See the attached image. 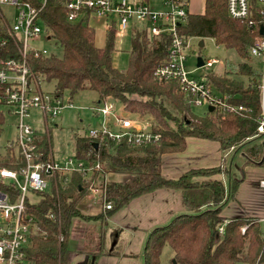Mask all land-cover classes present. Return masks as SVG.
<instances>
[{"label": "trees", "instance_id": "1", "mask_svg": "<svg viewBox=\"0 0 264 264\" xmlns=\"http://www.w3.org/2000/svg\"><path fill=\"white\" fill-rule=\"evenodd\" d=\"M250 19L254 20L255 27H250L248 21L232 18L227 0H206L204 14H188L179 26L184 37L200 41L212 39L218 46L235 51L241 59L238 64L227 62L222 76L207 75L205 82L216 92L228 95L230 102L242 106L244 111H208L204 117H197L189 104L190 95L181 90L177 80L162 84L154 77V71L170 61L168 36L151 37L145 31L135 30L129 67L123 72L114 64L116 24L106 31V45L98 47L93 27L88 23H69L63 2L49 0L41 20L47 44L51 43L55 50L47 57L29 59L34 75L42 84H53L50 93L62 99L65 94L73 98L91 91L97 94L96 105L112 101L121 104L132 116L150 115L153 118L151 130L161 138L148 146L131 147L127 142L117 143L106 135L97 139L75 136V157L90 164L101 163L102 171L60 173L57 186L55 179H51L49 190L30 194L25 215L33 218L32 233L16 264H67L72 221L74 218H102H87L80 205L97 180L108 173L129 175L124 183L103 182L101 185L104 202L113 207L107 213L108 218L133 200L158 190L169 189L182 194L186 213L149 233L142 264H161L166 245L174 251L172 264H264L261 217L264 203L251 202L241 215L227 217L223 214L232 202L239 200L245 181L233 175L234 155L242 152L246 166L264 167V144L250 146L264 136H258L262 117V71L251 54L261 37L262 18L253 9ZM2 37L9 39L8 32L0 25ZM13 46L11 42L0 45V60L16 53ZM5 123V116L0 113V137ZM190 138L218 143L224 159L230 156V150H235L229 167L196 168L177 180L164 178L163 157L184 153ZM34 144L35 153L49 161L53 150L51 139L37 134ZM24 166L15 141L4 153L0 152V168L20 170ZM235 168V172L242 170L238 163ZM222 176L227 178L226 182ZM259 183L251 184L252 189L259 192ZM0 190L8 192L12 201H16L19 193L14 186L0 182Z\"/></svg>", "mask_w": 264, "mask_h": 264}, {"label": "built area", "instance_id": "2", "mask_svg": "<svg viewBox=\"0 0 264 264\" xmlns=\"http://www.w3.org/2000/svg\"><path fill=\"white\" fill-rule=\"evenodd\" d=\"M0 0V25L6 29L8 38H0V45L13 43L16 55L0 60V106L11 108L10 114L18 117L16 127L17 149L24 158L25 166L20 170L0 168V182L12 185L18 191L13 202L9 193L0 190V264H16L22 257L23 248L29 244L33 218L25 215L26 200L32 192H45L51 187V179L60 173L81 172L92 174L102 171L99 162L90 164L79 161L76 157L59 163L51 154L49 161L42 160L35 153V136L37 130L30 124L32 111L42 115V122L47 130L56 126L66 108H73L72 102L66 103L61 97L45 92L41 82L32 75L30 58H42L51 55L46 47L31 45V42H45L46 33L41 15L49 0ZM67 10V18L71 24H86L91 18L110 19L107 29L116 24L117 33L121 35L129 30L145 31L151 37L166 35L171 39L170 61L154 71L155 79L160 83L177 80L181 90L190 95L189 104L192 107H210L219 112H243L244 108L232 104L230 97L211 89L205 81L189 77L185 71L186 52L191 47L189 38L180 34L178 28L189 14V0H164L165 10H157L150 0H61ZM261 7H254L252 0H227L228 11L232 18L248 21L250 27H255L252 10L261 16L264 28V0H258ZM2 7L16 8V18L11 27L1 12ZM253 57L262 62L261 107L262 117L258 127V136L264 135V34L251 49ZM217 59L204 62V66L212 68L218 64ZM93 114L100 117L97 127H91L85 137L97 139L106 135L117 143L127 142L131 147H142L157 143L161 136L151 130L152 123L144 119H132L123 106L117 107L116 102L108 101L92 108ZM20 179L23 183H20ZM107 183V182H104ZM103 182L101 183V185ZM101 185L94 184L90 193L99 194L104 199ZM260 189L264 191V179L260 180ZM105 209L111 210L112 204L105 203ZM53 217V215H51ZM264 222V220H262ZM245 231V229H243ZM62 240V237H61ZM60 240V241H61Z\"/></svg>", "mask_w": 264, "mask_h": 264}, {"label": "rangeland", "instance_id": "3", "mask_svg": "<svg viewBox=\"0 0 264 264\" xmlns=\"http://www.w3.org/2000/svg\"><path fill=\"white\" fill-rule=\"evenodd\" d=\"M139 1L145 2V0H139ZM163 1L164 0H150V4L153 7H155L157 10L161 11V10H165V8L162 5ZM252 5L254 7H261V3L258 0H252ZM202 8H203V0H190V9L193 12L201 11ZM1 12L4 13L7 23L12 27L14 25L15 18H16V13H17L16 8L2 7ZM109 20L110 19H106V18H102V19L91 18L88 22V24L91 27H93L96 31V45L98 47L102 48L106 45V40H107V34H106L107 24L106 23L109 22ZM132 34L133 32L129 30L128 32H124L121 35L117 33V37H116L117 52L114 54V64L120 71H123V72H125L129 67ZM200 42L201 41L197 38H191L189 41V45L191 47L189 48V50H187L186 58L184 61L185 71L187 72L189 77H192L198 81H205L206 76L210 74L222 76L224 74L225 64L227 62H231L234 64H238L241 62V59L239 58V56L237 55L235 51L228 50L222 46H218L212 39H205L204 46H200ZM30 44L36 45L37 47H46L50 50V52L52 50H55L54 46L51 43L46 44L43 41L31 42ZM56 51L58 52V54H61V52L58 51L57 49ZM11 55H12L11 57H14L16 53L11 54ZM31 58H33L34 60L37 59L34 57H31ZM198 58H203L204 62L210 59H217L219 63L214 65L212 68H208L205 66L198 67ZM256 64L257 66L260 67V70H262V62L260 59L256 58ZM32 75H34L33 71H32ZM34 76L37 78L39 82H41L36 75ZM41 88L45 92L50 93L53 91V84L44 83V84H41ZM96 97H97V94L91 91L81 92L77 94L76 96H74L73 98H71L70 95L65 94L64 101L66 103L72 102L74 104V107L64 109L61 117H59V119L56 122L58 127L56 126L52 128L50 127L48 132L43 125L41 113L35 110L31 112L32 113V117L30 119L31 126L34 128V130H37L39 133L43 135H47L51 139L52 144H53L52 155H53V158L59 163L64 164L65 159L75 157V146H74L75 136H84L89 128L99 126L97 125L98 122L96 118H93L91 116L90 111L87 110V108H91L93 105L94 106L96 105V102L98 99ZM117 107L120 108L121 104H117ZM10 110L11 108L0 106V113H3L6 119V123L4 126V133L0 137V152H3V153L6 151V147H8L9 144L13 143L16 140L17 138L16 127L18 123L20 122L17 116L9 113ZM208 111L209 110L207 107H199V106L192 107V113L197 117H204ZM131 118L132 119L141 118L149 122L153 120L152 116L150 115H146V116L133 115L131 116ZM173 129L175 128L173 127ZM214 143L206 141V140L203 141V140L191 138L190 150L185 152V155L189 154L190 156H192L193 159H197V161H199V165L201 166H204L210 162L209 157L206 158L205 155L215 156L218 159L215 161H212V164H211L212 166L219 167L220 165H223L224 167L228 168L230 165L231 157H232L231 155L235 153V150H230L229 152L230 156L224 159L223 153L221 152L220 148H218V150L216 151V145ZM262 144H264V136L254 140L250 144V146L256 147ZM206 146H210V148H212L211 153H208L209 147H206ZM214 147L215 149H213ZM203 153H205V155H200ZM216 153L218 154V156ZM244 158L242 156V152H237L233 158V160H235L234 169L237 170V168H235L237 163L240 164L241 169H242L236 172L233 169L234 170L233 175H236V177L239 179L241 178L248 179L249 175L247 173L251 172L250 167L252 168L256 167V166H246L247 162L244 160ZM262 169H264V167H259V169L256 168V171L264 172V170ZM257 172L254 171L255 174ZM250 176H252V174ZM222 179H225V177H222ZM226 181H227V178L225 179L224 182ZM258 181L259 179L256 182ZM20 183L21 184L23 183L22 179H20ZM241 188H243V191L241 193L242 195L239 198V200L236 202H232L230 204L231 209L226 208L224 210V215H226L227 217H229L230 215L233 216V214L234 216L239 215V214L241 215L242 212L246 210L245 206H248L249 203L253 199H255L257 202L264 203V191L262 189L254 195H248V191H249L248 186H245L244 184L242 185ZM92 202H93L92 199L85 198L80 205V208L82 209L84 215H86L87 218L88 216L92 217L89 215L90 213H88L89 208H91ZM137 211H138V214L141 215V217L139 216L134 217L133 212L127 210L122 215L123 219H119L113 225L109 221V226H108V223L106 225L107 221H105V219L108 218L107 214H100L102 217V220L97 224H95L94 222H91L90 219L85 220V219H80V218H74L72 221V226L75 225L76 236H77L76 238H78V240L82 238L84 241V239L87 236L88 239H86L83 243H86L85 249H87L90 252H92L95 248L97 250H100L102 248V244L100 243L98 238H100L101 235L102 237L103 236L105 237V232L103 233L101 232L103 230L106 231L107 228L111 226L113 230L122 231L123 233L121 241L116 248V252L120 254L122 252L125 253L128 247H129L130 252H133L137 250V246L140 243V240L142 238L146 239L148 234L151 232L150 230H145L144 227L155 219V216H146L145 212H142L139 210ZM244 214H247V212H245ZM261 217H262V220H264V214ZM0 221H1V218H0ZM82 221L84 222L87 221L89 224L87 223V225H85L86 222L83 223ZM125 223L132 224V225H134L135 223L137 224L136 227L142 228V230L137 231V235L131 236L129 230H122L121 228V226L124 225ZM80 224L85 225V227H83V230L80 227ZM159 227H161V225L157 226L156 228H159ZM262 228L264 229V222L262 224ZM104 246L105 245H103V249L104 250L107 249V248H104ZM173 257H174L173 249L170 247V245H166L163 248V251L161 254V264H172ZM140 263H142V260H140Z\"/></svg>", "mask_w": 264, "mask_h": 264}, {"label": "crops", "instance_id": "4", "mask_svg": "<svg viewBox=\"0 0 264 264\" xmlns=\"http://www.w3.org/2000/svg\"><path fill=\"white\" fill-rule=\"evenodd\" d=\"M205 4H206V0H203V8L201 9V11L193 12L190 9V0H189V7H188L189 14H194V15L204 14ZM93 107L94 105L91 108H87V107L86 108L87 110L90 111L91 116L93 118H96L98 122L97 125H100L101 119L96 114H93L92 112ZM56 127H58V125H56ZM190 143H191V138L188 141L187 149L185 152L190 150ZM214 144L216 145V151H217L218 148H220V145L218 143H214ZM206 147H209L208 153H211L212 148H210V146H206ZM213 149H215V147ZM185 152L178 153V154H172V155L171 154L165 155L163 157L162 175L164 178L177 180L181 177L182 174L186 173L187 171L191 169L218 167V166L211 165L212 161H215L218 159L215 156H206L205 155L206 152L203 154H200V155H205L206 158L209 157V161H210L208 164L201 166L199 165V161H197V159H193L192 156H190L189 154L185 155ZM250 168H251V172L247 173L249 175L248 179L246 178L242 185L245 184V186H248V190H249L248 195H254L258 192L252 189L251 184H253L254 181L256 182L258 179L259 181L263 180L264 178L262 177H264V172H257L256 168L259 169V167H255V168L250 167ZM254 171L257 173L255 174ZM251 174L252 176H250ZM219 177L221 178V176ZM128 178H129V175H126V174L109 173V174H105L104 176L100 177L96 183L97 185L99 184L101 185L102 182L124 183L125 181L128 180ZM242 191H243V188H241L240 190L238 199L241 197ZM87 198H90L93 200V202L91 203L92 209L89 208V212H88L90 213L89 214L90 216L96 217V216H101L100 214L108 213V211L105 209L106 204L104 202V199L101 198L99 194L89 193ZM251 202L255 203L257 201L253 199ZM127 210L132 211L134 217L136 216L141 217V215L138 214L137 210L145 212L146 216H155V219L144 227L145 230H150V231L154 230L157 226H160V225L164 226L168 224L175 216L186 213V208L183 203L181 192L169 190V189H162V190H158L154 193L147 194V195H144L140 198L133 200L129 205L119 210L112 217L105 219V221H107L106 225L108 223V226H109V221L113 225L119 219H123L122 215ZM101 220L102 218H100L99 220L98 219L91 220V222H94L95 224H97ZM82 222L83 223L86 222L85 225H87L88 223L87 221L85 222L82 221ZM85 225L80 224V227L82 228V230H83V227H85ZM136 226L137 224L135 223L134 225L125 223L124 225L121 226V228L122 230H129L131 236H133V235H137V231L142 230V228H137ZM103 232H105V237L104 236L102 237L101 235V237L98 238V240L102 244V248L100 250H97L95 248L92 252H90L87 249H85L86 243H83L86 239H88L87 236L84 239V241L82 238L78 240V238H76L77 236H76L75 225H73L71 229V233H70V242H69L70 254H69L68 264H91V263L92 264H142L140 263V260L143 261L144 245H145L147 238L146 239L142 238L140 240V243L137 246V250L130 252L129 247H128L125 253L122 252L120 254L116 252V248L118 244L120 243L121 238L123 236L122 231L113 230L111 226V227H108L106 231L103 230L101 233ZM103 245H105L104 248H107V249L104 250Z\"/></svg>", "mask_w": 264, "mask_h": 264}, {"label": "water", "instance_id": "5", "mask_svg": "<svg viewBox=\"0 0 264 264\" xmlns=\"http://www.w3.org/2000/svg\"><path fill=\"white\" fill-rule=\"evenodd\" d=\"M264 34V28L263 26L260 27V35H263ZM200 46H204V40H201L200 42ZM204 66V60L203 58H198V67H203ZM209 111L210 112H213L214 111V108L213 107H210L209 108Z\"/></svg>", "mask_w": 264, "mask_h": 264}]
</instances>
